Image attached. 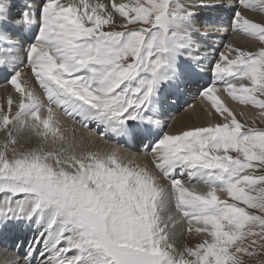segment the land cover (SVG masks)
I'll return each mask as SVG.
<instances>
[{
	"label": "snow or ice",
	"instance_id": "snow-or-ice-1",
	"mask_svg": "<svg viewBox=\"0 0 264 264\" xmlns=\"http://www.w3.org/2000/svg\"><path fill=\"white\" fill-rule=\"evenodd\" d=\"M237 3L232 32L261 46L223 45L199 96L225 122L175 134L162 133L159 117L194 74L201 48L211 47L183 0H34L17 21L32 34L26 49L0 30V78L19 94L13 115L12 96L0 111V226H36L7 264H245L264 252V174L247 171L253 161L264 167V129L242 124L217 95L222 86L264 117V20L246 14L264 15V0ZM4 8L0 0V22ZM117 14L124 30H105ZM24 66L46 105L21 81ZM57 111L89 134L95 125L101 138L149 141L152 167L118 149L85 150L59 127ZM33 137L39 143L26 147ZM185 223L188 234L195 226L207 235L180 251L175 237Z\"/></svg>",
	"mask_w": 264,
	"mask_h": 264
},
{
	"label": "bare ground",
	"instance_id": "bare-ground-1",
	"mask_svg": "<svg viewBox=\"0 0 264 264\" xmlns=\"http://www.w3.org/2000/svg\"><path fill=\"white\" fill-rule=\"evenodd\" d=\"M15 1L16 0H4L5 8L3 10V15L6 17V20L3 22H0V30L7 32L8 35L10 34V31H11V25H10L8 20L11 19L10 15L12 13V10H14V9L11 10V7H12V4L13 5L16 4ZM17 1L21 2L23 0H17ZM210 1H211V4L209 5V10H207L208 12H211V11L213 12V10L216 11V10L220 9V10H223L222 14L225 16L228 13V11L230 10V5L228 4L229 2L227 3L225 0H210ZM222 1H223V5L221 4ZM102 2H103V0H102ZM115 2L122 3L121 0H115ZM183 2L191 5L192 10L195 11L197 14L200 13L197 11L198 10L201 11V7L200 8L193 7L195 5H197V7L199 4L201 5V3H197V2H200V0H183ZM238 7H239V4L237 3V0H235V6L233 7L231 13H233V11ZM204 9L206 10V8H204ZM15 11H16V9H15ZM246 14L248 16L253 17L257 21L264 20V15L260 14L259 12H252L251 10H248L246 12ZM16 21L17 20H15L14 24H17ZM198 25L199 24H197L196 26H198ZM220 25H221V23H220ZM222 27L228 28V32L230 35V36L227 35L226 38L224 37L225 40H224L223 44L221 45L222 51H225V49L223 48V45L228 44V43H232L233 45L240 47V48H243V49L248 50V51H257L259 46H261L262 42L246 39L244 37H236L234 35V33L232 32L230 25H228L224 22L222 23ZM202 39H205V38L202 37ZM207 40H208V42L211 41L212 44L214 43V45L217 42V40H212L210 38ZM205 49H206V47H205ZM19 55H21V54H19ZM199 56L201 58L199 63L202 66H198V65L194 64L193 65L194 74L192 76L186 78L183 82H181L178 85V87L173 90L174 95H170L168 97V102L165 105V110L167 108H170L171 112L168 113L167 117L170 118L177 111H178L177 113H179L180 111H182L185 108V106H184V108L182 110H180V111L178 110V109H180V106H181L177 102V100H179V98H180V101H182L181 98H183V97L186 98L187 100H189V101H187V104H189L192 101H194V99H195L194 94H195L197 96V98L195 99V103H193L185 111H183L179 115L180 117L177 116V118L176 117L173 118L172 119L173 124L170 126V129L164 133L175 134V133H178L180 131L188 130V129L193 128V127H207L206 125L214 126L216 124H222L225 122L219 114H216L215 111L213 109H211L210 102L203 100V99H202V101H198L200 96H199V94H197L199 92L198 89H201L203 86H208L209 84L212 83V73L210 72V68L214 64V62L219 58V55H217L218 56L217 59L216 58L215 59L209 58V57L205 56V52L200 50ZM224 63H226V62H224ZM222 66H223V63H222ZM22 72H23V75L21 77V81L22 82L27 81V83L24 86L25 87H31L36 92V94L40 97L41 101L46 105L47 100L44 98L43 91L41 89L37 90L36 86H38V84L36 83V81L33 82L31 80L34 78L31 74L30 70L24 69V70H22ZM209 76H211L210 79H208ZM198 78L201 80V85L196 88L197 89L196 92H193L192 94L189 93L190 92L189 90L191 88H193L192 83L195 80H197ZM245 82L249 83L247 81H245ZM217 95L219 96V98L221 99V101L224 103L225 106H227L229 109L234 111L237 118H238L239 113H241L245 119H255L256 117L262 118V116H261L262 110L255 108L254 106H252L250 104L243 105V104H240L238 101L232 100V98L230 96H228V94L226 92L223 91L222 86L218 85ZM9 96H12V98H13V106L11 108V111L9 112V115H12L17 110V97L19 96V94L15 93L14 89L10 88V86L6 85L5 87H1L0 88V111L8 112L7 99ZM261 99L264 100L263 98H261ZM25 103H27V101H25ZM209 112H212L213 114L209 115ZM57 117L59 119V127L64 131L65 135L68 138L72 139L73 134H74L75 139L77 141L83 140V142H84L83 147L85 148V150L109 152L113 149H118L122 155L132 156L139 163H141L143 165H148L149 168L152 167V165L149 163V161H151V159H152L151 154L146 152L143 149H139L136 145L135 140H125V139H120V138L115 137L116 140H119L121 142L120 145H118L116 142H112V141L107 142L104 138H101L100 136H98L96 134L95 129L92 130L91 134H89V131L86 130L85 128H83L80 123H78L77 121H74L73 119L69 118L68 116H65L62 112L57 111ZM162 117H163V115L159 117L161 122H163ZM73 130H75V131L73 132ZM96 131H97V129H96ZM161 135H162V133H161ZM134 149L137 151V153H134V151H132ZM161 183L165 187L168 185V181H166V180H161ZM192 184L199 191H205L206 190V189H204L205 185L197 184L195 182V180H193ZM220 196H221V199H227L228 198L222 194H220ZM1 228L2 229L0 230V264H7L8 261H11L17 255V251H15L13 253L12 251H8L5 248H9V249L12 248L14 250L13 246L17 243H21L23 245V247L20 249V252L22 253L24 251V249H26L25 244H27V242L31 241V239L34 235V231H35L36 226L32 225L31 228H29L27 226V224L21 225L18 229L14 230V232H6L3 235V237H6L4 240H2V230L4 228L2 226H1ZM26 237H27V239H25ZM11 241H12V243H11ZM4 245H6V246L4 247Z\"/></svg>",
	"mask_w": 264,
	"mask_h": 264
},
{
	"label": "rangeland",
	"instance_id": "rangeland-1",
	"mask_svg": "<svg viewBox=\"0 0 264 264\" xmlns=\"http://www.w3.org/2000/svg\"><path fill=\"white\" fill-rule=\"evenodd\" d=\"M122 3H125V4H129V0H121ZM125 1V2H124ZM229 5H230V10L228 11V13L224 16L222 14L223 10H216L213 12H208L207 10H209V5L211 4V1L210 0H200V2H197V3H201V5L199 4L198 7L197 5L193 6L195 8H200L201 7V11H197V12H200L199 14H197V19L195 18V27L197 29H199L201 32H207L208 33V36L205 38L206 39V43L208 42L207 39H212V40H217V42L212 44V42H208L207 44L208 45H211V47H202L201 48V51L205 52V56L209 57V58H213V59H217V55H219L220 52H222V47L221 45L223 44L225 38L227 35H229V32H228V28H223L222 27V23H226L228 25H230V17L232 16V9L233 7L235 6V0H225ZM104 3H108L109 5L111 4L112 0H103ZM209 2V3H208ZM213 3V2H212ZM17 4V3H16ZM223 5V1L221 3ZM206 8V10L204 9ZM205 10V11H204ZM15 11V9L13 10ZM15 13L17 14L18 11L16 10ZM208 13V14H207ZM203 14V15H202ZM211 14V15H210ZM12 15V13H11ZM10 15V16H11ZM207 15V16H206ZM212 20H211V19ZM121 19L119 17V14L116 15L115 17V20H116V24H115V27H105V30H116V31H120L122 30L123 28L120 27V23H121ZM14 22L15 20H18L17 18L13 19ZM206 20V21H205ZM213 21V22H212ZM219 21V22H218ZM17 22V21H16ZM218 22V23H217ZM209 23V24H208ZM221 23V25H220ZM197 24H199L198 26H196ZM209 25V26H208ZM222 27V28H221ZM11 34L12 32L10 31V39L12 40L11 38ZM220 38H219V37ZM230 36V35H229ZM225 37V38H224ZM242 37V36H241ZM202 39V37H201ZM218 47V48H217ZM24 49V48H23ZM214 50V51H213ZM207 54V55H206ZM198 66H202L200 63L198 64ZM207 68V67H206ZM208 69V68H207ZM209 70V69H208ZM211 72V71H210ZM211 76H209L208 79H210ZM33 82L35 81L34 79H31ZM201 85V80L198 78L197 80H195L193 83H192V86L193 88H191L189 91V93H193V92H196L197 91V87ZM210 85V84H209ZM6 85H3V86H0L1 87H5ZM9 86V85H7ZM10 88H12L10 86ZM36 89L37 90H40L39 86H36ZM201 89H198V91H200ZM199 94V92L197 93ZM195 96V99L197 98V96L194 94ZM258 98L261 99L263 98L264 99V96H259L258 95ZM178 99V98H177ZM182 101H180V98L179 100H177L178 104H180V109H178L179 111L182 110L185 106V108L180 111L179 113H175L173 116H171L170 118L167 117L168 113L171 112L170 108H167L165 110V113L162 117V133L164 132H167V130L170 129V126L173 124L172 122V119L173 118H177V116H179L183 111H185L189 106H191L193 103H195V99L194 101H192L191 103L187 104V100L186 98H181ZM198 101H202V98L199 97ZM187 104V105H186ZM174 109V108H173ZM15 113V112H14ZM13 113V114H14ZM12 114V115H13ZM180 117V116H179ZM242 124H245L247 127H253V128H256V129H264V117L262 118H259V117H256L255 119H245L243 117V115L241 113L238 114V118H237ZM171 121V122H170ZM206 126H209V125H206ZM168 128V129H167ZM95 129V132H96V126L93 125L92 126V130ZM4 139L3 137V133L0 132V141H2ZM21 139V142L24 143L25 142V139L26 137H20ZM70 139V138H68ZM107 142H116L118 145L121 144V142L119 140H116L115 137H111V138H104ZM136 142V145L139 149H143L145 150V146L147 145V143H149V141H144L143 143H141V140L140 139H137L135 140ZM39 143V141L33 137L31 138L30 140H27L25 146L26 147H34L36 146L37 144ZM59 145H49V149L51 148H56L58 147ZM133 149V148H132ZM2 150V149H0ZM134 151V153H137V151L134 149L132 150ZM220 155H222V152L221 153H218ZM230 155H235V153L233 152H230L229 153ZM9 156H11V153H9ZM253 164L256 165V167L252 168V169H248L247 171L249 172H252L254 173L255 175H260V174H264V167H261L258 165V162L256 161H253ZM184 180H187V177H183ZM261 187V185L258 183L256 185L253 186V188H259ZM204 189H206V186H204ZM207 190V189H206ZM205 190V191H206ZM246 191H250L249 189H246ZM251 194L255 195V191H252ZM227 200L229 202H232L231 201V198H227ZM248 211H255V210H252V209H248ZM256 214H260L259 212H257ZM186 229H187V225L185 223V225L183 226V228H178L177 229V235L175 237V244H176V247L182 251L185 247H195L196 244L198 243H201L204 239V236H206L207 234H204V236H197L195 234V226L193 227V232L191 234H188L186 232ZM183 233V234H182ZM187 233V234H186ZM180 234V235H179ZM6 245H4L5 247ZM186 259H190V257H185ZM245 259V264H264V252H259L257 255H254L252 257H248L247 255L244 257Z\"/></svg>",
	"mask_w": 264,
	"mask_h": 264
}]
</instances>
